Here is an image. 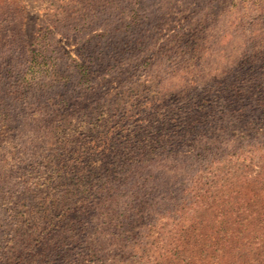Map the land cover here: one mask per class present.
<instances>
[{
  "label": "rangeland",
  "instance_id": "obj_1",
  "mask_svg": "<svg viewBox=\"0 0 264 264\" xmlns=\"http://www.w3.org/2000/svg\"><path fill=\"white\" fill-rule=\"evenodd\" d=\"M263 166L264 0H0V264L162 263L193 187L195 228L264 212Z\"/></svg>",
  "mask_w": 264,
  "mask_h": 264
},
{
  "label": "trees",
  "instance_id": "obj_2",
  "mask_svg": "<svg viewBox=\"0 0 264 264\" xmlns=\"http://www.w3.org/2000/svg\"><path fill=\"white\" fill-rule=\"evenodd\" d=\"M28 53H31L29 55L30 71L27 74L24 73V76L40 72L38 61L40 54L38 55L32 50H29ZM80 72L86 75V68H80ZM205 108L206 106L200 105L195 111L193 110L195 115L198 113V116H187L183 121H178L168 115L163 116V154H170L169 156L172 158L176 156L175 148L179 146L185 133H192L195 125L201 126L206 123L202 120V112ZM145 146L138 145L132 152V156L142 153L152 154L153 149ZM130 159V157L125 158V160ZM194 190L199 189L193 187L181 199L179 217L175 221L173 220V230L163 235V262L160 263L154 259L156 264H209L210 259L215 256L219 258L218 264H264V212L251 210L253 202L249 203L247 199L239 197L230 201L232 207L230 206L229 209H221L211 214L207 221L210 225H202L201 221L197 220V225L201 224L202 227L195 228L194 224L198 216L196 217L193 212L205 207L198 204L199 195ZM260 201L262 203L259 205L264 204V197ZM245 208L250 210L246 211ZM68 214L69 211H64L56 224L61 223ZM121 216L115 217L108 214V226L115 228L121 221ZM207 217H209L208 214ZM125 219H127V215L123 216V220ZM187 222H191V225H186Z\"/></svg>",
  "mask_w": 264,
  "mask_h": 264
}]
</instances>
